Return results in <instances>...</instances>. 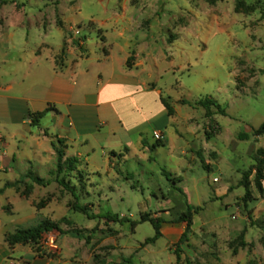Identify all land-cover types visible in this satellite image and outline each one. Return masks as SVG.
I'll use <instances>...</instances> for the list:
<instances>
[{"label": "rangeland", "instance_id": "1", "mask_svg": "<svg viewBox=\"0 0 264 264\" xmlns=\"http://www.w3.org/2000/svg\"><path fill=\"white\" fill-rule=\"evenodd\" d=\"M71 55H114L139 73L174 109L166 141L148 132L139 151L107 161L96 149L57 176L56 150L70 157L64 140L31 120L24 135L0 134L7 232L57 222L62 233L26 244L56 264H176L178 248V264H264V179L261 192L253 175L248 190L242 181L264 136L237 138L264 121V0H0L2 80H20L32 58L58 69ZM205 96L225 114L199 106ZM187 202L199 209L180 243L185 224L176 218ZM106 213L123 221L96 216ZM144 213L165 220L153 241Z\"/></svg>", "mask_w": 264, "mask_h": 264}, {"label": "crops", "instance_id": "2", "mask_svg": "<svg viewBox=\"0 0 264 264\" xmlns=\"http://www.w3.org/2000/svg\"><path fill=\"white\" fill-rule=\"evenodd\" d=\"M119 46L128 49V42ZM27 63L20 80L0 78L3 136L15 139L32 130L28 114L49 107L38 125L64 140L69 156H86L89 161L91 153L100 149L111 161L116 152L146 146L148 132H160L166 141L163 127L170 116L158 91L114 55L103 60L71 55L58 69L44 59ZM17 203L20 207V200ZM10 228L11 224L0 221V264H56L28 245L10 247L4 239Z\"/></svg>", "mask_w": 264, "mask_h": 264}, {"label": "trees", "instance_id": "3", "mask_svg": "<svg viewBox=\"0 0 264 264\" xmlns=\"http://www.w3.org/2000/svg\"><path fill=\"white\" fill-rule=\"evenodd\" d=\"M160 101L167 110V114L170 116L173 114L174 109L172 105L163 97H160ZM183 104H189V101L186 99H182ZM199 106L203 107L206 109L208 112H210V108L214 106L216 110L220 114H225V111L220 108L219 104L212 99L210 96H205L204 98L199 99L196 102ZM50 110L48 107L47 109L43 111H38V112H33L28 114V118L31 120V124L36 125L39 122V119L47 112ZM264 136V121L256 128H252L251 133L247 132H239L237 134V138L239 140H247L249 138H256L258 136ZM60 143L63 141L61 139H58ZM159 145V144H158ZM58 153V161L56 165V173L57 176L61 174L62 172L66 171H72L75 168V163L78 161L77 157H65L64 159V153L60 150H56ZM253 175V183L257 190L259 192L262 191V186H261V181L264 179V146L259 147L256 149L255 156H254V164L250 166V168L244 172L243 175V185L246 190L249 188V177ZM56 181L59 185H61L63 188L68 190L74 197V208L78 209L84 213H86V209L84 206L80 205L77 201V194L74 190V187L70 186L66 181H64L63 178H56ZM2 191V188H0V192ZM199 208L193 206L190 203H186V208L185 210L176 218L177 221L183 222L185 224V230L182 233V236L179 239V242L182 243L185 240L186 237V232L190 229V226L192 224V219H193V214L197 212ZM90 218H93L95 215H90L88 214ZM97 217H102L105 218L108 221H123L122 218L118 217L116 214H110L106 213L104 215H96ZM143 221H149L154 229V234L150 238H146L145 242L148 241H153L157 239L160 236V228L162 223L165 222V220L161 217H150L148 214L144 213L140 215V222ZM137 221H131V224H136ZM58 231L62 233L63 231L60 229L59 225L57 222L51 221L44 219L40 222H38L34 226L30 227H21L17 228L12 232H7L4 236V239L6 243L11 247L15 244H35L44 233L50 232V231ZM74 232V231H73ZM181 249L178 248L176 249V259L178 264V261L180 260L181 257ZM126 264H131L130 260H126ZM249 264H254L252 261L249 262Z\"/></svg>", "mask_w": 264, "mask_h": 264}, {"label": "built area", "instance_id": "4", "mask_svg": "<svg viewBox=\"0 0 264 264\" xmlns=\"http://www.w3.org/2000/svg\"><path fill=\"white\" fill-rule=\"evenodd\" d=\"M154 136H155L156 138H160V132H155V133H154Z\"/></svg>", "mask_w": 264, "mask_h": 264}]
</instances>
